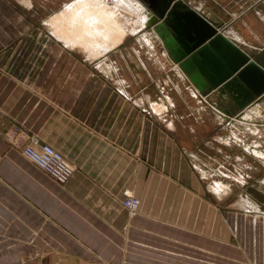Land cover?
<instances>
[{
    "label": "crops",
    "instance_id": "1",
    "mask_svg": "<svg viewBox=\"0 0 264 264\" xmlns=\"http://www.w3.org/2000/svg\"><path fill=\"white\" fill-rule=\"evenodd\" d=\"M136 1L143 11L142 27L111 49L98 51L110 45L109 39H82L69 20L55 21L75 0H45L49 8L61 6L44 21L54 41L82 52L89 64L94 62L92 72L84 59L54 57L47 51L39 55L38 39L27 33L36 25L23 23L22 17L37 14L33 0H0V225L6 224L0 231V264H192L199 250L213 255L229 245L220 199L213 198L208 177L193 164L200 154L196 149L212 143L217 119L252 104L251 114L264 101L253 97L243 109L228 94L205 89L202 95H214V108L226 115L220 117L208 106L200 117V109L183 92L175 99L172 120L131 103L129 95L148 93L149 72L139 56L129 59V51L114 50L137 33L148 53L154 48L151 33L142 32L150 10L143 0ZM251 2L238 9L227 4L222 17L213 10L206 14L218 18L222 34L261 63L251 53L264 57V11L257 7L262 0ZM190 8L204 13L201 7ZM172 63L189 91L201 94L179 64ZM101 68L110 80L102 77ZM161 96L173 105L168 93ZM232 118L230 123L242 125ZM10 126L19 127L25 141L57 150L74 168L69 180L56 182L10 147L3 137ZM125 192L140 201L133 216L122 205Z\"/></svg>",
    "mask_w": 264,
    "mask_h": 264
},
{
    "label": "rangeland",
    "instance_id": "2",
    "mask_svg": "<svg viewBox=\"0 0 264 264\" xmlns=\"http://www.w3.org/2000/svg\"><path fill=\"white\" fill-rule=\"evenodd\" d=\"M107 1L110 6H113L112 0ZM228 1L232 3L229 4ZM33 2V6L37 11V14L31 16L23 15L22 17L23 23L31 22L33 25H36L37 29L27 33H30L32 37L38 39L39 55L43 56L47 51L48 54H52L54 57L63 56L75 61L84 59L86 60L85 64L88 70L94 72V62L89 64V61L86 57H84V54L78 49L61 47L58 42L54 41V37L49 31L48 25L45 24L44 21L53 14L51 11L56 12L61 8V6L49 8L46 5L45 0H33ZM181 2H183L187 7H201V11L204 13L213 10L220 17H222L224 7H227V4L234 9H238V6L246 7L249 3H252L251 0H181ZM142 3L144 5L146 4L144 1ZM257 7H261L264 11V0H262L261 5H258ZM142 32L151 33L149 36L154 45L152 53H148L146 47L141 45L140 33L128 35L124 39L123 43L114 50V52L118 50L129 51V59L131 56H139V60L142 61L143 66L147 69V72H149V74L146 73L149 75V78L148 76L145 77V79H148L146 84L148 93H144L145 97L149 96L151 101H155L156 103L162 101V103L166 104V100L161 96L162 91H164L171 97L173 106L171 107L172 103L168 98L170 105L166 104V109L162 111L161 114H157L151 109L152 107L148 103V100L144 99V95H129V101L135 105L139 104L141 110L147 114H152L159 119L170 120L175 118L173 114L175 99L179 93L183 92H188V96L192 104L195 105L196 108L200 109V112L196 113L198 116H200L199 114H202L204 109L209 110V105L218 109L215 104L217 103V98L214 95L210 96L209 94H206V103H204L201 98H196L192 92L189 91V85H187L184 79L180 78L178 75L176 70L177 68L172 63L173 58L169 54V51L164 43L161 44L158 40L160 37L156 31L153 30V26L146 25ZM24 34L25 33L23 32L22 37H24ZM51 40H53V42H51ZM164 47L167 50V55L164 53ZM251 55H255L257 60L261 62L258 63L264 67V57L262 55L254 54V52L251 53ZM112 65L116 66L115 63ZM132 65H134V69L138 70L134 63H132ZM113 66L112 69L114 70ZM98 70L101 71L103 78L106 80L109 79L108 76L104 75V72H102V68L101 70ZM104 71L107 70L104 69ZM142 76L144 77V75ZM117 79L120 80V85L127 86V83L123 78L118 77ZM130 85L131 80L129 79V86ZM179 87L180 90L178 89ZM199 92L204 94L201 91ZM260 100L264 101V98L259 99V102ZM255 106L256 107H254L255 109H253V113H249L251 116L248 117L249 120H247V122L264 125V106H257V104H255ZM218 111L222 112L221 110ZM222 113L226 115L224 112ZM236 115H227V117L235 118ZM228 118L216 120V125L212 132L213 137L210 139L212 143L199 144V150L196 149V151L200 153L198 160H196L198 165L196 163L193 164H195L194 166L197 169L200 170V168H202L206 171L208 174V182L209 178L213 180L218 179L228 185V189L221 192L219 196L212 192L211 194H213V198L215 200L220 199V201H218L221 205L219 209L223 211V215L226 223H228L230 231V238L228 240L229 245L217 249L216 251H219V253H214L213 255L202 254L199 250L197 256H194L196 257V261H192V264H264V160L256 158L251 153L254 149L264 153V130L260 131L261 137H258L245 129L242 125H234L230 123ZM202 119L204 120L205 117L203 116ZM166 124L168 126V121ZM262 127L263 126H261V128ZM12 130H18L21 134L25 133L17 126H10L5 130L3 137L6 143L10 147L15 148L7 140V135L10 134ZM233 133L237 135V137ZM24 140L25 139H22L21 141L23 142ZM15 149L21 152L20 149ZM237 170L240 171L242 176L245 178V180L241 183L238 180L232 181L228 177L223 176V173L221 172L224 171L226 173L236 175L238 174ZM242 195H248L257 206H250L249 203L241 197ZM5 228L6 224L0 225V231H4Z\"/></svg>",
    "mask_w": 264,
    "mask_h": 264
},
{
    "label": "water",
    "instance_id": "3",
    "mask_svg": "<svg viewBox=\"0 0 264 264\" xmlns=\"http://www.w3.org/2000/svg\"><path fill=\"white\" fill-rule=\"evenodd\" d=\"M143 1L150 10L146 25L153 26L173 60L199 91L228 94L243 109L253 97L257 101L264 98V67L218 30L222 26L218 18L199 14L181 0ZM246 110L236 117L245 120Z\"/></svg>",
    "mask_w": 264,
    "mask_h": 264
},
{
    "label": "bare ground",
    "instance_id": "4",
    "mask_svg": "<svg viewBox=\"0 0 264 264\" xmlns=\"http://www.w3.org/2000/svg\"><path fill=\"white\" fill-rule=\"evenodd\" d=\"M112 2H113V6L111 8L107 0H77V1L75 0L73 4L68 6L61 14H59L55 18V21L56 22L60 21L62 23L63 20L64 21L69 20L70 24L75 26L76 29H78L77 36H79V38L102 39V40L109 39L110 45L100 47L98 51L111 49L113 47L112 45L120 42V40L124 36H126L127 34L134 33L138 28L142 27L143 18H144L143 11L139 7L136 0H112ZM142 5L144 4L142 3ZM56 22L53 21L52 24H55ZM56 27L57 26H55L54 29H56ZM220 29L221 28H219L218 30L220 31ZM144 40L147 41L146 43L151 44L148 38L147 39L144 38ZM190 91L196 98L198 96L202 97L204 103H206L205 101L206 96L199 94L197 90H195L194 88H192ZM149 104H151L153 112L157 114H161L162 111L166 109V107H164L161 104L159 105L156 102L150 101ZM212 110H214V112L217 113L218 116L224 117L222 112L216 110L215 108ZM250 116L251 115L246 111L244 113V118L246 121L240 118L238 119L236 117L233 118L231 121L233 123L244 125L248 129V131H250L251 133H253L258 137H261L260 129L261 126H263L262 128L264 129V125L262 124L259 125V123L257 124V123L247 122V120H249L248 117ZM235 136L237 137V135ZM251 153L256 158H259L260 160H264V153H262L261 151L254 149L253 151H251ZM200 170L202 172V175L208 176V174L203 169L200 168ZM221 172L223 173L222 174L223 176L228 177L232 181L238 180L241 183L245 180V178L242 176L240 171H238L237 172L238 174L236 175L231 173H226L224 171ZM209 187L211 191L217 196H219L221 192H224L228 189L227 184L223 183L218 179L213 180L210 178H209ZM241 197L246 202H248L250 206L253 207L256 205V203L248 195H242Z\"/></svg>",
    "mask_w": 264,
    "mask_h": 264
},
{
    "label": "built area",
    "instance_id": "5",
    "mask_svg": "<svg viewBox=\"0 0 264 264\" xmlns=\"http://www.w3.org/2000/svg\"><path fill=\"white\" fill-rule=\"evenodd\" d=\"M22 139H25V135L18 132V130H12L7 135V140L13 147L20 149L27 159L45 171L56 182L63 184L73 175V166L50 145L39 144L33 139L29 142H25V140L22 142ZM122 205L128 214L133 216L139 211L140 201L131 192H125Z\"/></svg>",
    "mask_w": 264,
    "mask_h": 264
}]
</instances>
